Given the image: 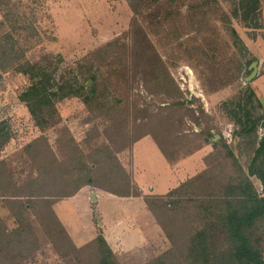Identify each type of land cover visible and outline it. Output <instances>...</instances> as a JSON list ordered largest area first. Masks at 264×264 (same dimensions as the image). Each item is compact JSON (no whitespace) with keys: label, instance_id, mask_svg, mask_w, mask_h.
<instances>
[{"label":"rangeland","instance_id":"obj_1","mask_svg":"<svg viewBox=\"0 0 264 264\" xmlns=\"http://www.w3.org/2000/svg\"><path fill=\"white\" fill-rule=\"evenodd\" d=\"M243 1L0 0V264H199L187 253L204 227L215 264H256L233 258L239 244L200 208L207 193L247 181L264 196L252 173L264 163V150L255 163L264 145V0L250 15ZM47 79L57 96L35 117L22 95ZM125 173L142 194L200 178L164 211L166 224L177 223L168 229L175 251L165 229L166 237L147 229L146 247L113 257L100 235L77 245L59 223L57 202L88 185L123 189ZM103 195L96 205L61 202L75 237L87 234L93 210L114 219L140 203ZM247 235L264 259V217Z\"/></svg>","mask_w":264,"mask_h":264},{"label":"trees","instance_id":"obj_2","mask_svg":"<svg viewBox=\"0 0 264 264\" xmlns=\"http://www.w3.org/2000/svg\"><path fill=\"white\" fill-rule=\"evenodd\" d=\"M259 0H244L243 1V8L246 9L245 13L249 15L252 11L257 7ZM247 15V14H246ZM248 15V16H249ZM252 21L250 25H257V19L252 17ZM41 80L36 84H33L29 89L22 95V100L28 103L30 107L31 113L37 117L38 113L42 112L43 105H52L50 96H57L56 92H48L50 79ZM251 95L254 96L255 92L252 89ZM256 97V96H255ZM85 100L88 102L91 97L89 95L84 97ZM253 106L262 107L263 104L261 101L256 98V100L251 98L250 102ZM247 115H250L249 111H246ZM238 112L235 111V114ZM261 118V117H260ZM46 122V121H43ZM43 122H38L39 125H43ZM241 122V120H238ZM116 126V124H114ZM257 123L253 124V128L256 129ZM257 134V132H256ZM254 135L257 137L258 135ZM138 140V139H137ZM162 149V147L160 146ZM264 150V145L261 144L256 150V157L255 163L259 159V156L262 154ZM164 152V151H163ZM165 153V152H164ZM168 158V157H167ZM255 164L252 165V169ZM264 166V163L258 162L257 164V171L252 172L254 175L259 176V178L263 181L264 184V172L260 169V167ZM122 167V166H121ZM125 181L122 182L123 189H110V188H102L105 191L114 193L119 196H144L146 203L154 213L155 217L157 218L158 222L160 223L163 230H166V233L170 240L172 241V251H175L179 247L177 242L174 241L173 233L168 230L170 227L175 226L177 224L173 219H170V225L166 224V222L162 219L165 214L164 211H170L169 207L172 202L169 201L170 198L175 197L183 193V191L188 188L195 180H200L199 177L195 179L191 178L178 187L171 189L167 194L158 195V194H148L143 195L133 180V176L129 173H125ZM210 180L208 179L207 182L208 186H210ZM252 185L249 181H247L246 185H238L237 187H230L227 186L228 191L223 196L217 193H207L204 196L203 206H201V211H203V216H205V221L211 220L213 223H216L217 226L222 228V233L225 234L227 239H229L233 244L238 243L239 245L236 246L235 253L233 258H244L249 262H254L256 264H264L263 256L257 250V247L254 245L252 246L251 240L247 235V231L262 217H264V196H260L255 191H247L245 188L249 185ZM135 191H132V190ZM78 190L70 194L69 196L75 195ZM206 197V198H205ZM158 204V205H157ZM179 204V203H176ZM218 209V210H217ZM162 211L161 213H159ZM163 214V215H162ZM59 219V218H58ZM57 219V220H58ZM218 220V222H215ZM59 223L61 221L59 220ZM165 232V231H164ZM191 246L187 253L188 257L195 258L199 264H215L213 262L211 255L212 252L211 248L209 247V232L208 228L204 227L201 228L199 231H196L195 234L191 236ZM101 241L104 242L108 250H110L113 257L115 254L111 247L106 242L105 238L100 235L98 237ZM96 238V239H98ZM95 239V240H96ZM187 247V244H186ZM165 251L164 253H166ZM165 257V256H164ZM161 260V257H157V262ZM233 261V260H232ZM104 264H112V262L104 261ZM152 262H149L151 264ZM148 264V263H146Z\"/></svg>","mask_w":264,"mask_h":264},{"label":"crops","instance_id":"obj_3","mask_svg":"<svg viewBox=\"0 0 264 264\" xmlns=\"http://www.w3.org/2000/svg\"><path fill=\"white\" fill-rule=\"evenodd\" d=\"M261 93L264 94V91ZM147 137L137 140L134 145L133 152L135 159L134 164L136 165L135 167H138L137 157H136V153H137L136 146L139 142L143 141ZM152 143L153 144L149 146L152 148V150H155V153H157L159 148L154 142V140ZM166 161L171 166V163L167 159ZM133 173H134V179L138 181L135 175L136 172ZM174 180L175 179L170 180V184H176V183L177 184L174 187H168V191L164 193L154 192L151 194H158V195L166 194L171 189L179 185L181 182H184L186 179L184 180L176 179V182ZM140 189L143 190L141 187ZM104 193H107L108 195L112 196V198L114 196L119 197L113 199H120L119 201L123 202V205H126L127 203L134 202L137 200H140V203L138 205H133L132 206L133 210L129 212H125L114 219H111L110 216L106 218L102 215L101 212H97L93 210V213L90 216L88 223H86V228H84L87 231L88 235L87 234L84 235L83 238L75 237L74 236L75 234L72 231L71 227L64 220V218L62 217L63 215L60 214L59 206L61 205V202H63L64 200L76 201L78 200V198H81L84 201L86 200V202H88L90 205H96L100 202V199L102 196H104L103 195ZM148 194L150 193L143 195H148ZM64 200L59 201L55 204V210L59 220L65 226L70 236L72 237L73 241L77 245H84L85 243L95 239L97 236L102 235L114 253L115 252L117 253L119 251L128 253V252H134L138 248L146 247L150 243L147 234L145 233V230L147 229H150L156 234L159 235L162 234L164 235V237H166L163 228L161 227L160 223L158 222L157 218L155 217L154 213L152 212L148 204L146 203L144 196H119L114 193L102 189L94 188L88 185L79 189L75 195H72L71 197ZM144 251L149 253L148 252L149 250H147L146 248H144Z\"/></svg>","mask_w":264,"mask_h":264},{"label":"water","instance_id":"obj_4","mask_svg":"<svg viewBox=\"0 0 264 264\" xmlns=\"http://www.w3.org/2000/svg\"><path fill=\"white\" fill-rule=\"evenodd\" d=\"M251 68H253V72L250 74V76L247 77V80L250 81L252 80L254 77H256V75L258 74V62L254 61L251 64ZM4 126L0 127V130L3 129Z\"/></svg>","mask_w":264,"mask_h":264}]
</instances>
